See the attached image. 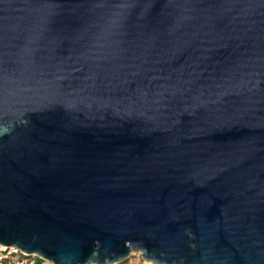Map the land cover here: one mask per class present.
<instances>
[{"label":"water","instance_id":"1","mask_svg":"<svg viewBox=\"0 0 264 264\" xmlns=\"http://www.w3.org/2000/svg\"><path fill=\"white\" fill-rule=\"evenodd\" d=\"M0 244L264 264V0H0Z\"/></svg>","mask_w":264,"mask_h":264},{"label":"built area","instance_id":"2","mask_svg":"<svg viewBox=\"0 0 264 264\" xmlns=\"http://www.w3.org/2000/svg\"><path fill=\"white\" fill-rule=\"evenodd\" d=\"M0 264H55L35 253H26L16 246L0 244ZM121 264H157L144 259L139 252H131Z\"/></svg>","mask_w":264,"mask_h":264}]
</instances>
